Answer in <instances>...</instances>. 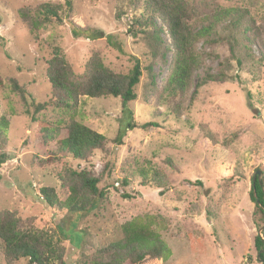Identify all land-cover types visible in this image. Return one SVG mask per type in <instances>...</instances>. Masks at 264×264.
Here are the masks:
<instances>
[{"label": "rangeland", "instance_id": "rangeland-1", "mask_svg": "<svg viewBox=\"0 0 264 264\" xmlns=\"http://www.w3.org/2000/svg\"><path fill=\"white\" fill-rule=\"evenodd\" d=\"M71 1L69 20L101 31V38L88 34L77 38L65 22L42 29L37 41L18 20V9L50 3L63 6L66 15L67 0H0V119L10 122L7 142L0 139V154L7 155L0 165V211L16 212L28 226L63 238L67 264L82 255L93 258L98 250L121 239L122 225L146 216L154 218L153 229L169 249L171 258L166 264H248L249 257L252 264H262L254 246L259 220L254 216L250 192L259 171L264 182V61L254 67L251 60L244 61L241 68L233 62L232 79L208 83L192 100L198 80L216 75L229 55L226 46L211 49L200 43L198 50L205 55V65L196 72L186 110L177 117L171 104H156V94L166 82L173 58L167 27L157 19L162 40L169 48L166 62L157 58L153 64L157 91H152L144 73L136 89L138 98L129 108L137 125L152 122L158 126L128 132L122 146H110L114 158L95 151L86 161L67 156L48 164V157L40 152L45 149L37 136L40 123L59 129L60 121L73 115L50 108L37 116L38 122L31 123L8 79H16L36 101L49 100L51 86L46 71L52 52L48 45L62 48L77 74L84 72L94 53L106 66L123 74L133 67L132 57L144 67L152 62L150 47L136 32L138 28H133L143 10L137 11L132 0ZM190 1L249 9L257 20V28L248 33L251 53L256 60L264 58V0ZM76 120L109 140L116 137L121 124L125 127L129 122L122 115L120 99L112 97L83 98ZM111 160V183L127 178L130 184L118 190L110 187L107 198L89 214L60 213L41 199L43 187L62 193L57 175L65 169L88 168L100 176ZM141 168L150 174L154 170L166 174L170 188L161 194V189L143 185ZM0 264H5L1 247ZM15 264L29 263L20 260Z\"/></svg>", "mask_w": 264, "mask_h": 264}, {"label": "trees", "instance_id": "trees-1", "mask_svg": "<svg viewBox=\"0 0 264 264\" xmlns=\"http://www.w3.org/2000/svg\"><path fill=\"white\" fill-rule=\"evenodd\" d=\"M131 2L137 11L143 10L135 18L133 28H138L136 32L143 35L150 47L152 62L149 66L144 67L137 58L132 57L134 65L130 71L127 74L117 73L104 64L98 53H94L86 63L84 72L77 74L63 49L56 45H48L52 52L47 61L46 71L51 86L49 100L36 101L16 79H8L12 92L20 96L23 101L31 123L38 122L37 116L50 108L73 115L69 116V120L60 121L59 129L46 122L40 123L37 136L45 147L40 152L48 157L46 160L48 164L60 162L67 156L86 161L95 151L104 152L107 156L114 158L115 155L110 146H122L128 132L137 128L148 130L158 126L157 123L152 122L137 125L133 112L129 108V104L138 98L136 89L144 73H147L152 91H157L153 64L157 58L165 63L169 52V48L165 46L161 37L162 29L155 23L157 19L167 27L173 48V58L166 82L162 90L156 94V104L158 106L171 104L172 113L177 117H181L186 110L185 103L191 95L194 76L205 65V55L198 50L200 43L211 49L226 46L229 55L220 63L216 75H206L198 80L192 100L208 83H221L229 78L232 79L229 73L233 62L241 68L244 61L251 60L253 67L254 64L259 66L264 61V58L256 60L251 53L248 33L257 28V20L247 8L224 7L219 4L196 3L190 0H132ZM66 5L67 16L64 14L63 6L43 3L18 9L17 17L37 41H40L39 33L42 29L54 24L64 25L65 22H69L77 38L84 34L96 39L101 38V31L78 26L69 20L72 1L67 0ZM40 44L42 47L43 44L41 42ZM250 73L254 74V70L252 69ZM0 85H3L1 79ZM251 96V93H248L249 100ZM106 97L120 99L122 115L129 118L128 124L125 127L121 124L118 134L112 140L76 120L83 98ZM9 125L8 119L4 117L0 119L2 142H7L5 134ZM60 134L63 135L60 137ZM235 136L237 137L238 134ZM6 159L7 155L0 154V165L4 164ZM37 160L40 158L37 157ZM169 163L171 164V161ZM113 166V161H109L100 176L88 168L83 170L67 168L57 175L62 193L54 188L43 187L40 189V197L51 209H57L60 213L79 214V216L89 214L99 208L107 198L110 187L118 190L130 184L127 178L121 182L111 183ZM140 176L143 185H153L161 189V194L171 186L166 174L157 170L151 171L150 174L141 168ZM197 184L201 186L200 182ZM255 187L257 199L254 196L253 184L250 198L255 205L254 216L258 218L260 224L258 228L261 229L264 226L263 180L261 179V186L256 181ZM62 194L65 195L64 199L61 197ZM126 198L129 197L126 196ZM154 223V218L150 216L134 218L122 225L120 240L98 250L91 259L82 255L73 264H166L171 255L162 236L153 229ZM63 242L64 239L57 237L56 234L51 235L32 225L28 226L16 212L0 211V247L5 264H15L20 260H28L29 264H67L68 250L63 246ZM254 246L257 260L264 264V231L256 236ZM248 260V264H252V257Z\"/></svg>", "mask_w": 264, "mask_h": 264}, {"label": "water", "instance_id": "water-1", "mask_svg": "<svg viewBox=\"0 0 264 264\" xmlns=\"http://www.w3.org/2000/svg\"><path fill=\"white\" fill-rule=\"evenodd\" d=\"M261 172L259 171L257 174H256V176L254 177V179H253V185H254V196H255V198L257 199V193H256V187H255V182L256 181H258V183L260 184V186H261ZM257 203H259L258 201H257ZM264 231V226L261 228V229H259V234L261 235L262 234V232ZM259 258V257H258Z\"/></svg>", "mask_w": 264, "mask_h": 264}]
</instances>
